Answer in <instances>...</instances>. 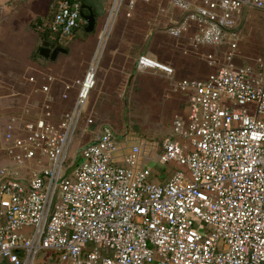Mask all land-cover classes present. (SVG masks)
I'll return each instance as SVG.
<instances>
[{
  "label": "built area",
  "instance_id": "1",
  "mask_svg": "<svg viewBox=\"0 0 264 264\" xmlns=\"http://www.w3.org/2000/svg\"><path fill=\"white\" fill-rule=\"evenodd\" d=\"M151 1L112 0L107 35L82 78L64 84L77 87L68 110L54 109V76H30V96H13L27 99L0 133V264H34L42 252L69 264H264V61L234 63L241 17L264 11V0H159L162 31L216 67L203 79H177L171 65L138 55L137 71L163 77L184 101L169 134L127 142L109 123L95 131L85 118L116 16ZM83 5L55 1L45 25L54 45L85 24ZM83 119L90 140L67 163Z\"/></svg>",
  "mask_w": 264,
  "mask_h": 264
},
{
  "label": "rangeland",
  "instance_id": "2",
  "mask_svg": "<svg viewBox=\"0 0 264 264\" xmlns=\"http://www.w3.org/2000/svg\"><path fill=\"white\" fill-rule=\"evenodd\" d=\"M109 1L110 0H88V2H94L93 8L95 11V17L97 18V35L96 39L94 40L95 48L93 50V53L96 49V45H98L99 37L107 35V32H102L101 36L99 34L107 19L108 10L106 13L104 12V8ZM50 2L51 0H12L6 3H0V73H2L4 76H6L7 74L9 77L11 75V82H15L17 78L28 80L30 76L37 77V74L39 76H45L43 74H40V70L38 71V68H40V66H42L41 69H43L44 72L46 71L45 73H48L49 71V74L46 75L54 76L56 74H60L61 77H54L57 79H61L63 81V84L72 83L76 80H72L73 78H69V75L66 74L67 72H62L60 69H57L61 68L62 65H67L68 63L61 64L59 67H57L55 64L50 65L49 62H43L41 60L42 58H40L37 54L38 47L40 46L42 41L41 28L43 27L41 24H38V26H36V24L39 20L41 21L42 18H44V16L46 15L50 6ZM125 8L126 6H122L119 12H122ZM118 17L116 16L114 21L115 23H113L114 25L109 32H113L114 28L117 25ZM129 28L130 24L126 23L125 28H123V30H121L119 33L121 36H123V38L126 39L125 43L130 49L133 45L137 44V40L139 41L142 38L143 32L142 29H139L138 31L135 28H133V31H128ZM238 29L240 34V41L238 49L236 51V56L234 58V63L236 65L254 66L256 59L262 58V60L264 61V11L255 9L249 10L245 15L241 17L240 26ZM115 32L116 34L112 38L113 44L117 43V29L115 30ZM83 34L81 30H77L75 36L72 38V41L75 39V37L76 39H81ZM83 37H86V35H83ZM110 37L111 35H109L107 40H110ZM72 41H70V44H67L66 48H70ZM170 45L171 44L169 43V45H162L157 47L159 54H161V51L163 50V53L165 55H168L170 59L173 58V56H178L174 52L173 48L170 47ZM151 50L153 51V47H151ZM86 53L87 52H85V55ZM132 53L133 50H131L130 54ZM203 53H212L216 58H220L221 56L220 52L216 49L211 51L203 50ZM104 55L105 54L103 52L100 57L99 66L95 76V85L88 96L85 118L90 116L93 120L95 119L94 126H96V121H101L97 123H103L106 121L111 126L118 129L119 132L127 133L136 137L134 139L158 140V138H161L162 136L167 134L170 129L172 117L176 114L185 113V107L183 105L184 101L181 105L183 110H181L177 107V104H179L178 98L169 93L166 81L161 77L154 75V79L150 81L145 80L144 85L146 86V88H143V90L141 88L134 89L131 96L132 103L130 101V104L127 105L126 111H117V73H113L112 70L109 69L107 70V67L109 65L106 66V68L100 69V64ZM183 56L189 57V54H185ZM66 58L68 57H65V59H63V62L69 61V59ZM115 58L116 60L112 61L113 65H117V54L115 55ZM190 58L191 59H189V61L194 60V62H190L189 67H193V70L197 71V75L199 73H205L211 70L209 67L204 66L200 59L195 57V55H191ZM90 60L91 57L89 61ZM170 63L173 65L174 62L171 60ZM175 66L177 68L175 69L176 74L179 76L192 77V75H196L191 74L188 70L185 69V67L182 68L183 65ZM49 68H51V70ZM60 71L62 72V74L60 73ZM85 71L86 68L84 70V73ZM2 77L3 76L0 75V80H2L0 82V85L3 82ZM14 77L16 78L13 79ZM4 83L7 82L4 81ZM9 85L10 82L7 83V85H4V87H0V101L3 102L1 106L6 105V100L9 101L7 98H4L3 93L6 86ZM11 85L14 84L11 83ZM63 93L66 94L65 99L69 100V105L71 107L76 97L77 87L66 91L63 86L62 94ZM94 96L95 100L93 102L97 100V96L103 97V101L106 103V106L103 108V110H98V108L91 103V98H93ZM13 98L15 100V97ZM18 98L21 103H23L24 99H27V97L22 96H19ZM70 107H65L64 110L69 109ZM7 114L9 115L10 113L5 114L4 111L1 112L0 109V133L2 132V125L8 118ZM94 126L91 127L94 128ZM83 128L84 119L81 121L76 134L73 137L68 151L67 163L73 160L75 152L78 151V147L84 144L88 137H90V127L87 131H83ZM79 161L80 157L78 156L77 161H75L71 169L76 167ZM48 253L50 252L40 253L36 257L34 264H49V260H53V262L56 263V260Z\"/></svg>",
  "mask_w": 264,
  "mask_h": 264
},
{
  "label": "crops",
  "instance_id": "3",
  "mask_svg": "<svg viewBox=\"0 0 264 264\" xmlns=\"http://www.w3.org/2000/svg\"><path fill=\"white\" fill-rule=\"evenodd\" d=\"M86 1L87 2L84 3V6H89L92 9L93 14L95 16V11L93 8L94 2H88V0H86ZM111 2H112V0H110L105 5L104 12L107 13V10H108ZM151 3L152 4H150L149 6L144 5V4H142L143 6H141L139 4L140 6L138 8L136 7L135 8L136 10L134 9L135 11L132 13L131 16H126V8L122 12H119L120 13V15L118 13L119 17L117 15V17H118L117 18L118 19L117 25L114 28L113 32H109L108 36H107V38H108L109 35H111L110 40L106 39V41L102 47V53L104 52V54H105L104 56L106 58L108 57L107 58V66L108 65L109 66L107 67V70L109 69V70H112L113 73H117V111H120V112L126 111L127 105L130 104V101L132 103L131 96H132V92L134 91L135 88L140 87L143 90V88H146V86L144 85V81L145 80L150 81V80L155 78V77H153L155 75L153 73L140 72V71H137V69H136V59H137L138 55L143 53V52H149V51L151 52V45H152L153 39H155V37L159 33H163L162 27L167 22L163 13L158 12L159 0H152ZM84 11L87 12V10H84ZM98 22H99V19H98ZM113 23H115V22H113ZM126 23L130 24V28L128 31H133V28H135L136 30L139 31V29H141V26H142L144 28V32H145V36H144V38H142L141 42H139L137 40V44L133 45L130 49L128 48V45L125 43L126 39L123 38V36H121L119 33L121 30H123V28H125ZM113 25H112V27H113ZM96 26H97V18L95 17V24H94L93 30L91 32H86L85 31L86 22H85V26H84L85 33L84 34L82 33V34L86 35V37H83V35H82L81 39L80 38L76 39V37H75V39L73 41L71 40L72 44L70 45V48H67V49L65 48L66 53L59 54L54 61H52L50 59H46V58L40 56L38 53L37 54L39 55L40 58H42L41 60L43 62H49L50 65L55 64L57 67H59L61 64H67L68 63L67 65H62L61 68H57V69H60L62 72H67L66 74L69 75V78H73L72 80L78 79L80 77L82 78L84 70H85L87 64L89 63L88 61H89L90 57L92 58V56H93L92 53H93V50L95 48L94 40L96 39V35H97ZM112 27H111V29H112ZM104 28H105V24L103 25V27L101 29V32L99 34L100 36H101V33L104 31ZM116 29H117V43L113 44L112 38L116 34V32H115ZM77 40H79V41H77ZM44 41L52 43L50 41V39L47 38L45 40H42L41 44ZM70 43L71 42H69V44ZM41 44H40V46H41ZM40 46L38 47V50H39ZM54 46H56V45H54ZM96 47H97V45H96ZM131 50H133L132 54H130ZM85 52H87L86 55H85ZM116 54H117V65H113L112 61L116 60V58H115ZM65 57H68V58H66V59H69L68 62H63L64 61L63 59H65ZM157 60H159V59H157ZM110 64H111V66H110ZM41 67L42 66H40V68H38V71L40 70L39 71L40 74L47 76L46 74H49V71H48V73H45L46 71L44 72L43 69H41ZM49 69L51 70V68H49ZM61 71H60V73L62 74ZM66 74H64V75H66ZM0 75L3 76L2 77L3 82L0 85L1 88L10 82V85L6 86V88L4 89V92H3L4 98H7L9 101L6 100V103H5L6 105H3V106H1L3 104V102L0 101V107H1L0 109H1V112L4 111L5 114L11 113L14 111L13 108L18 107L19 105L22 104L21 102L17 101V97L14 100L13 96H15L19 93L21 95L24 94L26 96H30V93H32V90H31L32 88H31V85L28 83L27 79L17 78L15 80V82H11L10 81L12 79L11 75H10V77L7 74H6V76H4L2 73H0ZM49 76H52V75H49ZM54 76L61 77L60 74H56ZM155 76H159V75H155ZM16 77H14L13 79H15ZM159 77H161V76H159ZM143 78H144V81H143ZM161 78L164 79L163 77H161ZM37 79H38L39 83L44 82V76H39L37 74ZM1 81L2 80H0V82ZM4 81H6L7 83H4ZM137 81H139V82H137ZM62 82L63 81L61 79H57V80H55V82L53 83V86H52L51 98H52V103H53V106H54V109L56 112H64V111L68 110V109L64 110L65 107H70L69 100L65 99L66 96L65 97L63 96L64 93L62 94L63 86H64V84ZM11 83H13L14 85H11ZM171 94L178 98L179 104H177V107L180 108L181 110H183L181 107V105L183 103L182 96L177 95V94H173V93H171ZM34 97L40 98L38 96V93ZM0 98H1V96H0ZM94 98H95V96L93 98H91V100H92L91 103L93 105H95L98 108V110H103V108L106 106V103L103 101V97L97 96L96 97L97 100L95 102H93L95 100ZM18 100H19V98H18ZM183 105H184V103H183ZM94 121H95V119H94ZM97 122H101V121H96V126L93 125L94 126L93 129H95V131L99 128V124H101V123H97ZM104 123H106V121ZM117 131H118V133H120L119 135H121V138L125 136V141H127V142L130 141V139L132 141L134 138H136V137L129 135L127 133L119 132L118 129H117ZM170 131H171V124H170V129H169L167 134H169ZM167 134H165V135H167ZM87 140H90V137H88ZM147 140H150V139H147ZM172 170H173L172 167L167 168V173L172 172ZM48 254H50V256H51V254H53V253L50 252ZM56 263L59 264V263H64V262H59L56 259ZM56 263H54L53 260H49V264H56ZM67 264H69V263H67Z\"/></svg>",
  "mask_w": 264,
  "mask_h": 264
},
{
  "label": "trees",
  "instance_id": "4",
  "mask_svg": "<svg viewBox=\"0 0 264 264\" xmlns=\"http://www.w3.org/2000/svg\"><path fill=\"white\" fill-rule=\"evenodd\" d=\"M55 1L56 0H51L49 9H48L46 15L44 16V18H42L41 21L39 20L38 23L36 24V26H38V24L39 25L41 24L42 27H43V28H41L42 40H45V39L49 38V32L47 31L45 25L47 26V24L50 23V21L52 20V18L54 16V13H55V9H54ZM86 2H87L86 0H83V4L86 3ZM139 4L141 6H143L142 3H139ZM139 4H138L137 8L140 6ZM150 4H152V3L151 2L150 3H147V4L144 3V5H147V6H149ZM84 26H85V24H83V23L79 25V29L82 31V33H85ZM141 29H142V32H143L142 38H144V36H145L144 28L141 26ZM142 38L139 40V42H141ZM169 43L171 44L170 47L173 48L174 52L178 55V56H173V58H171V59L169 58L168 55H165L163 53V50L161 51V54H159V51L157 50V47L162 46V45H169ZM181 44H182V40L173 38V37L167 35L164 32L163 33H159L155 37V39H153V42H152V45H151V47H153V51L151 50V52L149 51V53L153 57L159 59L161 62L167 63V64L171 65L173 68L175 67L174 70L177 69L175 65H177V66L183 65L182 68L185 67V69L188 70L191 74H196V75H192V77L179 76V75L176 74V70H175V75H176V78L177 79H203L206 76H208L210 73H212L213 71H215L216 67H210V66H208L207 63H206V61L203 58H201L200 55H197V54H194V53H183V51L180 48V45ZM62 47L63 48H66L67 45H64ZM199 50H200V53H203V50L211 51V50H215V48H213V47H203V48H200ZM164 51H169V50H164ZM168 53H170V52H168ZM185 54H187V55L189 54V57H184L183 55H185ZM191 55L192 56L195 55V57H197L198 59H200V61L202 62V64L204 66L209 67L211 70L208 71V72H205V73H199L197 75V71L193 70V67H189L190 62H194V60L189 61V59H191L190 58ZM107 58L105 56L103 57V59L101 61V64H100V69L101 68H106V66H107ZM171 60L174 62L173 65L170 63ZM194 65H195V63H194ZM143 81H144V78H143ZM137 82H139V81H137ZM137 89H140V87H138ZM106 123H108V122H106Z\"/></svg>",
  "mask_w": 264,
  "mask_h": 264
},
{
  "label": "water",
  "instance_id": "5",
  "mask_svg": "<svg viewBox=\"0 0 264 264\" xmlns=\"http://www.w3.org/2000/svg\"><path fill=\"white\" fill-rule=\"evenodd\" d=\"M84 10H87V12H85ZM81 17L86 22L85 31L91 32L93 30L94 24H95V16L93 14L92 9L89 6L83 5ZM64 53H66L65 48H63L61 46H54L52 43H49L47 41L42 42V44L38 50V54L40 56H42L46 59H50L52 61H54L59 54H64ZM51 256L54 257L53 254H51ZM85 257H86V254L83 253L82 258H85Z\"/></svg>",
  "mask_w": 264,
  "mask_h": 264
}]
</instances>
